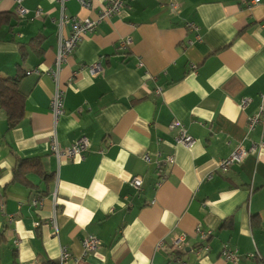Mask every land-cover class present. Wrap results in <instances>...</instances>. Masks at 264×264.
I'll return each mask as SVG.
<instances>
[{"label":"crops","instance_id":"crops-1","mask_svg":"<svg viewBox=\"0 0 264 264\" xmlns=\"http://www.w3.org/2000/svg\"><path fill=\"white\" fill-rule=\"evenodd\" d=\"M106 1L88 9L25 0L30 17L18 19L15 3L0 0V12L13 16L9 33L0 31V79L21 75L27 94L17 125L0 110V264H57L63 247L69 264H232L220 257L223 246L237 264H264V148L217 169L264 133V0H129L83 37L56 84L46 72L58 35L70 32L60 18L95 19ZM36 10L41 16L30 20ZM95 63L103 71L91 76L85 67ZM35 69L39 76L25 75ZM56 87L64 113L55 122ZM243 99L250 102L241 111ZM260 108L261 123L248 134L247 118ZM174 120L196 140L190 149L174 145ZM52 138L63 148L85 138L89 148L57 161ZM168 156L173 163L158 170ZM19 158L37 159L40 171L15 180ZM134 176L140 191L129 185ZM197 227L210 232L206 253H195L203 245ZM181 234L186 245L172 253ZM88 236L101 245L84 256Z\"/></svg>","mask_w":264,"mask_h":264},{"label":"built area","instance_id":"built-area-1","mask_svg":"<svg viewBox=\"0 0 264 264\" xmlns=\"http://www.w3.org/2000/svg\"><path fill=\"white\" fill-rule=\"evenodd\" d=\"M16 7H15V15L18 19H26L28 18L29 11L26 9L23 5L25 0H12ZM58 3L61 6H64L66 2L69 0H57ZM82 8H91L92 7V0H75ZM129 0H107L106 4L103 8H101L97 14V17L95 19H84V20H76L74 18H67L65 16H62L60 18V25L66 26L67 24L70 25V32L66 37L61 36L60 34L57 37V51L55 55V60L53 64V68L49 69L47 74L50 75L52 80L57 84L58 74L61 70V67L66 63L67 58L73 53L77 45L80 43V41L83 39V37L91 34L96 29L97 25L105 20L110 19L113 16L119 15L122 9L127 5ZM252 4H258L259 0H254L251 2ZM172 9L175 12H179V6L177 4H172ZM41 16L40 10H36L33 14L32 19H37ZM30 17V16H29ZM262 28H264V25H262ZM188 29L195 33V37L198 40L199 39V29L194 24H189ZM131 44V40H126L124 42L120 43L121 47L129 46ZM191 44V42L189 43ZM89 74L91 76L100 73L103 71V68L99 63H95L91 66L85 67ZM35 74L40 75V71L35 69L33 71H30L27 73V75ZM156 94L161 93V88H156L155 91ZM64 95L63 92L56 87L55 92L51 98L50 101V111L53 116L54 121L63 115L64 113V105L63 100ZM250 99H243L239 103V108L241 111H243L246 106L249 104ZM263 115V108H260L259 112L254 114L253 116H249L247 118V132L248 134L252 132L258 124L261 123V118ZM168 129L170 132L176 131V134L174 136V145L181 146L186 149H190L195 144V139L187 133V131L184 129L182 124L178 122L177 120H174L171 122L168 126ZM89 148V142L85 138L79 139L74 144L68 146V147H61L55 138L51 139L50 143V151L51 154L55 157L57 161H70L73 158L77 156H83L84 153L88 151ZM264 148V133L262 134L260 141L258 143L252 142L248 148H245L242 144H238L234 150L230 153V155L221 160L218 168L219 170H227L231 168L232 166L241 164L246 158L249 156H253L258 153L259 150ZM142 160L149 164L150 157L148 154H144L142 157ZM173 158L171 156L166 157L164 160H159L158 162H155L156 168L159 170L166 164H172ZM159 180H163V176L161 173L158 172ZM212 174H209L207 176V179H211ZM129 185L131 188H133L135 191H140L143 185V180L139 176H134L130 179ZM39 202L33 201V205H38ZM195 235L202 240L203 245L195 250L196 254H200L202 252L206 253L209 251V247L207 244H205V241L209 238L210 232L202 231L199 227L195 229ZM187 236L186 234H181L176 236L171 244L170 249L173 252L175 251H182L186 245ZM18 240L14 242L15 245H18ZM100 241L93 236H88L84 238L81 241V247L83 251V255H87L88 253L95 252L100 247ZM161 244H159L158 247H160ZM220 257L232 264H237L239 257L237 253L233 250H230L227 246H223L220 252ZM250 257H253L251 255ZM70 260V253L69 250L66 247L61 248L60 254L57 260V264H69ZM181 264H186L184 262H181Z\"/></svg>","mask_w":264,"mask_h":264},{"label":"trees","instance_id":"trees-1","mask_svg":"<svg viewBox=\"0 0 264 264\" xmlns=\"http://www.w3.org/2000/svg\"><path fill=\"white\" fill-rule=\"evenodd\" d=\"M12 14L0 12V31L7 26L10 31ZM23 57H25L23 55ZM26 72L25 75H27ZM22 76L0 79V110H2L8 120L9 126L17 125L23 118L24 106L27 94L21 91L19 84ZM41 164L37 159H17L14 171L15 180L24 182L29 172H39Z\"/></svg>","mask_w":264,"mask_h":264}]
</instances>
